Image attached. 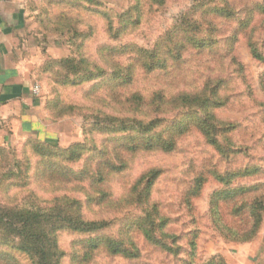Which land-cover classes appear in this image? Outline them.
Segmentation results:
<instances>
[{
	"label": "rangeland",
	"instance_id": "rangeland-1",
	"mask_svg": "<svg viewBox=\"0 0 264 264\" xmlns=\"http://www.w3.org/2000/svg\"><path fill=\"white\" fill-rule=\"evenodd\" d=\"M192 4L28 0L11 62L33 105L23 114L0 101V209L65 203L74 214V202L83 221L108 224L58 230L60 264H264V14L246 28L210 14L199 35L211 37L212 48L187 49L153 71L134 61L175 30ZM249 40L263 60L251 56ZM215 89L222 106L212 113L228 128L215 135L222 151L194 126L204 108L172 99ZM155 120L146 135L162 133L173 149L130 150L140 130L123 126ZM153 207L166 220L169 252L144 241L138 228ZM98 237L131 239L137 257L102 244L86 250ZM17 243L0 240V264H31Z\"/></svg>",
	"mask_w": 264,
	"mask_h": 264
},
{
	"label": "trees",
	"instance_id": "trees-1",
	"mask_svg": "<svg viewBox=\"0 0 264 264\" xmlns=\"http://www.w3.org/2000/svg\"><path fill=\"white\" fill-rule=\"evenodd\" d=\"M155 4L161 5L164 0H152ZM190 11L181 14L179 23L175 30L169 32L167 37H162L150 49H140L138 57L135 58L136 63L143 62L142 65L147 67L148 71H153L157 68H162L166 59L174 58L180 59L182 52L187 49H195L198 51L212 48L214 40L208 36H200L201 28L207 21L209 22V15L214 14L217 18L224 20H232L238 18L240 27L246 28L249 21L252 20L255 14H264V0H193ZM200 9V10H199ZM137 10L138 7H137ZM201 11L203 20L194 19L195 13ZM138 12V11H137ZM246 13V18H242L241 14ZM204 21V22H203ZM211 23V22H210ZM212 30L215 27L212 25ZM210 31L211 34L213 31ZM254 43V42H253ZM249 40V47L251 56L257 60H263L259 50L255 44ZM83 63V62H81ZM92 75V74H91ZM93 77V76H88ZM217 96V90H209L206 92H198L194 94H180L173 99L175 104L187 108H204L206 117L195 118L194 126L200 128L207 143L214 149L222 151L221 143L215 135L220 134L221 131H226L228 128H222L215 120L212 111L222 106ZM159 99L164 100L162 97ZM173 102V103H174ZM165 105V104H164ZM160 120H155L152 123L143 125L138 122L137 126H123L122 130H132L135 133L138 128V140L134 147L129 148L132 151L138 149L143 150H163L170 151L173 149L172 141H167L162 133L156 132L152 135H146L159 123ZM180 125V123H179ZM223 129V130H222ZM173 131V130H172ZM182 130H180L181 132ZM136 133V134H138ZM222 133V132H221ZM144 134V136H142ZM132 139V138H130ZM43 153V155H48ZM98 182L103 181V176H99ZM151 184V183H150ZM64 200V199H62ZM154 208V207H153ZM75 209V213H69L70 210L64 206L62 208L41 209L34 206L26 209H0V240L3 244L6 241L18 240L16 250L25 254L30 258L31 264H60L63 257V252L59 250L57 244V232L62 229H71L75 232L88 233L107 228L108 224L102 222H85L77 214L75 204H71V210ZM151 216H153L151 218ZM155 216V217H154ZM154 218V219H153ZM255 221L260 218V214L254 216ZM157 219L156 224L154 220ZM146 220L148 225L142 229L140 227L142 220L138 222L143 240L150 243L162 251H171L164 238L163 233L165 226V219L159 216L154 208L153 213H147ZM93 244L89 245L86 250L93 251L98 249L99 245H103L111 254L120 255L126 259H134L137 257V249L131 239H104L97 238L90 240ZM87 252L85 251V254ZM86 257V255H84Z\"/></svg>",
	"mask_w": 264,
	"mask_h": 264
},
{
	"label": "crops",
	"instance_id": "crops-1",
	"mask_svg": "<svg viewBox=\"0 0 264 264\" xmlns=\"http://www.w3.org/2000/svg\"><path fill=\"white\" fill-rule=\"evenodd\" d=\"M28 0H0V101L22 111L33 105L30 88L12 64V49L27 24Z\"/></svg>",
	"mask_w": 264,
	"mask_h": 264
}]
</instances>
